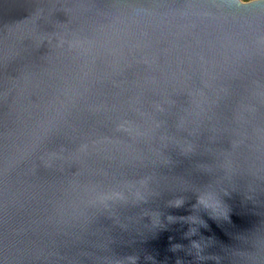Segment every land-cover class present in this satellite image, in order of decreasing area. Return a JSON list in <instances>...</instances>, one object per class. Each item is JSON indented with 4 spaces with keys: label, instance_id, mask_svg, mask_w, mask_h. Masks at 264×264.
Returning <instances> with one entry per match:
<instances>
[{
    "label": "water",
    "instance_id": "obj_1",
    "mask_svg": "<svg viewBox=\"0 0 264 264\" xmlns=\"http://www.w3.org/2000/svg\"><path fill=\"white\" fill-rule=\"evenodd\" d=\"M0 264H264V0H0Z\"/></svg>",
    "mask_w": 264,
    "mask_h": 264
},
{
    "label": "rangeland",
    "instance_id": "obj_2",
    "mask_svg": "<svg viewBox=\"0 0 264 264\" xmlns=\"http://www.w3.org/2000/svg\"><path fill=\"white\" fill-rule=\"evenodd\" d=\"M242 1H244V2H249V1H252V0H242Z\"/></svg>",
    "mask_w": 264,
    "mask_h": 264
}]
</instances>
